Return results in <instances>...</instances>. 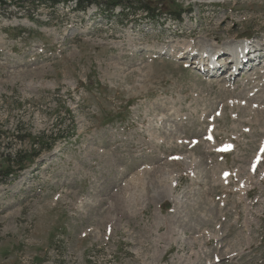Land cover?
I'll use <instances>...</instances> for the list:
<instances>
[{"label": "rangeland", "instance_id": "1", "mask_svg": "<svg viewBox=\"0 0 264 264\" xmlns=\"http://www.w3.org/2000/svg\"><path fill=\"white\" fill-rule=\"evenodd\" d=\"M100 1L0 9V181L52 145L0 183V264H264V65L224 55L263 49L264 0Z\"/></svg>", "mask_w": 264, "mask_h": 264}, {"label": "trees", "instance_id": "2", "mask_svg": "<svg viewBox=\"0 0 264 264\" xmlns=\"http://www.w3.org/2000/svg\"><path fill=\"white\" fill-rule=\"evenodd\" d=\"M40 1L41 4L48 5L52 8L56 6H73L72 10L75 12H80L85 14L87 9L89 7H97L101 8L103 5L107 6L108 8H113L116 7L117 4L110 2V5L108 3H105L100 0H37ZM12 0H0V9L2 7L9 8L11 6ZM126 8H121L118 14L116 15L117 17L119 15H123L125 17H134L137 15L138 12L144 14V19L148 21H157L159 20V16L161 15L158 10L152 9L146 5H139L138 8L136 9H129L128 12H125ZM173 19L175 21H180V17L174 16ZM14 140H17L19 142H25L28 140L30 142V147L32 148V151L30 153L27 152H22V151H15L13 154H8L5 157V163L7 165V168L2 172L4 173V180L0 181V183L7 181L9 178H12L16 173L22 172L25 168L24 164L28 161L32 162L36 158L39 157L41 151L43 149H46L47 151H50L52 149V145L46 144L44 146L46 140V137L42 134L40 136L36 137H31L26 136V137H16ZM48 145V146H47ZM13 168H17L16 170Z\"/></svg>", "mask_w": 264, "mask_h": 264}, {"label": "bare ground", "instance_id": "3", "mask_svg": "<svg viewBox=\"0 0 264 264\" xmlns=\"http://www.w3.org/2000/svg\"><path fill=\"white\" fill-rule=\"evenodd\" d=\"M239 45H237L238 47L233 46L228 52L224 53V55L227 56V62L229 63V66H231V67L228 66L229 68H231V69H229V74H231L229 76L230 78H231V76H232V78H235L234 73L236 72V68H239L241 66V64L246 63L248 61H256L258 63V66H260L262 64L264 65V46L262 47L263 49H259L258 48L259 45L258 46L252 45L249 47L250 44L246 43V42H243L242 44H239ZM176 48L177 47L175 46L174 48L171 49L172 54H175ZM242 48L245 49V51H248L247 55L242 50ZM149 51L150 52H158V51H155V49H150ZM147 52H148V50H147ZM220 52H221V49H216L215 47H212L209 49L206 47H197L194 45L187 44V45H184L183 51H181L180 53L178 52L175 59L180 55H181V59H183L186 55H188L193 60L191 64H193L192 66L195 70L200 71V69H198V68H201V67L203 68V66H205L206 71H204V70L203 71L207 72L208 74L215 76L216 73L221 70V67H219L218 63H219V61H221L220 58H222L223 56H220V57L218 56L220 54ZM195 57H196V59H195ZM256 58H258V59H256ZM241 61H243V63H241ZM222 62H224V61H222ZM195 67H197V68H195ZM205 76H206V73H205ZM207 76H209V75H207ZM261 82H262V85L258 87L259 90L257 92H262L264 94V79H262ZM255 119H257L256 121L260 122L262 119V116H260V117L257 116V117H255ZM257 164H258L257 162L252 163L253 166H257Z\"/></svg>", "mask_w": 264, "mask_h": 264}]
</instances>
